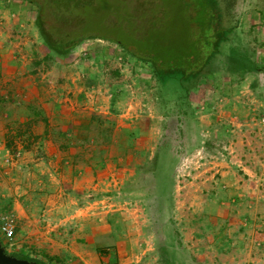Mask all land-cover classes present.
<instances>
[{
    "label": "rangeland",
    "instance_id": "obj_1",
    "mask_svg": "<svg viewBox=\"0 0 264 264\" xmlns=\"http://www.w3.org/2000/svg\"><path fill=\"white\" fill-rule=\"evenodd\" d=\"M111 1L108 12L82 13L87 32L137 42L144 21ZM220 2L230 28L220 52L202 74L163 81L150 62L101 37L57 55L36 26L37 5L6 1L17 14L1 13L0 39L28 38L39 68L64 67L99 107L80 112L83 138L73 144L82 148L74 164L95 172L84 189L40 148L24 154L36 142L15 140L26 126L9 129V149L0 147V212L16 226L13 239L0 234L8 253L68 264L40 240L95 246L103 264H264V0ZM163 18L164 35H180L183 22Z\"/></svg>",
    "mask_w": 264,
    "mask_h": 264
},
{
    "label": "crops",
    "instance_id": "obj_2",
    "mask_svg": "<svg viewBox=\"0 0 264 264\" xmlns=\"http://www.w3.org/2000/svg\"><path fill=\"white\" fill-rule=\"evenodd\" d=\"M6 1L0 0V23L6 21H2L1 13L17 14L7 6ZM20 14L16 17V21L21 22L20 27L16 25V29L24 27ZM31 42L28 38H13L8 41L0 39V147L3 150L9 149L6 142L9 131H12L10 128L26 126L27 129L17 131L15 140L36 142L30 144L33 146L28 148L30 150L22 145L24 154H36L40 148L48 158L64 163L66 170L71 171L78 182L77 188L84 189L86 179L94 183L95 172L85 161L74 164L75 157L82 154V148L78 146L74 149L73 144L77 145L83 138L77 132V126L83 123L79 119L80 112L84 117L87 116L85 114L91 115L92 110H98L99 107H92L93 101L87 99L91 95L86 87L69 83L68 76L64 79V67H59L57 71L46 67L39 68ZM75 72L78 77L79 71ZM112 92H115L114 89ZM37 242L45 247V253L49 256H57L68 264H75L74 258L82 264H103L95 246L61 249L43 243L44 241ZM43 261L48 262L45 258Z\"/></svg>",
    "mask_w": 264,
    "mask_h": 264
},
{
    "label": "trees",
    "instance_id": "obj_3",
    "mask_svg": "<svg viewBox=\"0 0 264 264\" xmlns=\"http://www.w3.org/2000/svg\"><path fill=\"white\" fill-rule=\"evenodd\" d=\"M30 1L37 5L35 23L50 50L64 56L87 38H105L117 42L137 58L150 62L163 81L168 75L188 80L202 74L220 52V44L230 32V28L223 23L220 0H120L117 12L133 13L145 23L137 42L110 33L96 35L87 32L88 23L84 22L82 13L91 9L108 12L111 0ZM163 15L172 16L173 22H183L180 35H164L163 30L169 20L164 21ZM103 24L110 29L118 28L116 21ZM12 254L48 264L40 259Z\"/></svg>",
    "mask_w": 264,
    "mask_h": 264
},
{
    "label": "water",
    "instance_id": "obj_4",
    "mask_svg": "<svg viewBox=\"0 0 264 264\" xmlns=\"http://www.w3.org/2000/svg\"><path fill=\"white\" fill-rule=\"evenodd\" d=\"M0 264H41L29 258L18 257L6 251L4 243L0 239Z\"/></svg>",
    "mask_w": 264,
    "mask_h": 264
},
{
    "label": "built area",
    "instance_id": "obj_5",
    "mask_svg": "<svg viewBox=\"0 0 264 264\" xmlns=\"http://www.w3.org/2000/svg\"><path fill=\"white\" fill-rule=\"evenodd\" d=\"M15 223L14 220L9 218V217H5L1 212H0V234L8 239L11 240L14 238L15 236Z\"/></svg>",
    "mask_w": 264,
    "mask_h": 264
}]
</instances>
